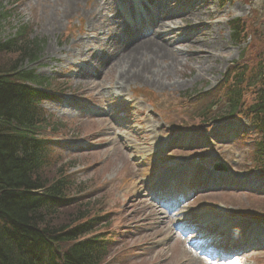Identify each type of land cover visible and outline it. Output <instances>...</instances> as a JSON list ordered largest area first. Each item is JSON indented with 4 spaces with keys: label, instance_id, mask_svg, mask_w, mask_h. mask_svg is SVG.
I'll return each mask as SVG.
<instances>
[{
    "label": "rangeland",
    "instance_id": "obj_1",
    "mask_svg": "<svg viewBox=\"0 0 264 264\" xmlns=\"http://www.w3.org/2000/svg\"><path fill=\"white\" fill-rule=\"evenodd\" d=\"M154 1L177 15L167 22L173 29L177 28L175 38L159 28L164 32L163 37L190 41L175 46V50L186 56H179L173 50L168 58L158 57L157 68L162 66L163 71L169 72L167 77L162 75L164 86L133 79L118 89L120 70L116 66L100 75L102 70L98 72L95 62L100 52H104L103 44L109 37L100 46L88 42L95 38V32L90 30L84 16L96 7L95 0L83 1L75 8L79 13L75 11L66 17L58 16L57 12L65 8L66 0H0V12L4 8L8 12L7 18L0 20V40L27 26L30 38L44 44L40 62L27 70H35L38 77L50 84L47 89L52 98L42 101L40 107L53 116L51 126L44 133L55 160L51 172L62 164L73 166L68 175L77 187L70 195L79 198L78 205L96 200L91 217L98 218L101 225L95 232L105 234L109 244L105 264H210L176 232L177 218H166L167 214L155 211L147 195V185L166 163L177 161L190 169L194 164L211 167L212 161L221 159L234 167L238 175L256 181L259 191L212 193L185 212L195 216L200 209L221 207L235 219L264 221V172L255 160L258 133L255 134L248 118L237 117L228 122L234 123L230 132L236 136L218 134L214 138L218 144H212V150L204 147L177 152L172 147L165 151V142H161L167 135H192L213 125L211 118L219 109L212 110L214 114L202 110L218 101L223 104L231 83L226 82L227 77L237 62L264 66V0H232L225 5L219 0ZM57 16L59 22L51 23ZM236 19L245 24L241 41L234 40L229 26ZM199 23L205 27L181 29ZM210 34L216 40L213 47L216 51L203 52L205 49L201 47L210 42ZM195 36L196 42L189 40ZM88 44L92 45V53L87 51ZM198 49L204 53L202 58L196 54ZM205 54L212 57L206 58ZM3 56L14 59L0 55ZM172 62L174 65L168 68ZM85 66L93 68L98 78H91ZM153 67L151 72L155 70ZM259 88L246 91V106L255 101ZM224 128L220 131L229 132ZM161 143L162 151L154 154L155 147L159 148ZM84 208L82 205L81 209ZM243 260L264 264V254L255 258L247 254Z\"/></svg>",
    "mask_w": 264,
    "mask_h": 264
},
{
    "label": "trees",
    "instance_id": "obj_2",
    "mask_svg": "<svg viewBox=\"0 0 264 264\" xmlns=\"http://www.w3.org/2000/svg\"><path fill=\"white\" fill-rule=\"evenodd\" d=\"M7 15L4 8L0 20ZM231 27L239 40L240 22ZM30 35L22 26L0 40V55L14 58L0 57V264H104L105 237L90 236L97 226L94 203L67 204L77 187L68 175L73 166L51 172L55 160L44 133L53 116L40 107L50 84L27 70L41 59L44 44ZM226 82L231 83L218 118L246 113L257 127L256 154L264 163V66L237 62ZM252 88H259L257 96L246 106L245 93ZM68 207L76 208L62 213Z\"/></svg>",
    "mask_w": 264,
    "mask_h": 264
},
{
    "label": "bare ground",
    "instance_id": "obj_3",
    "mask_svg": "<svg viewBox=\"0 0 264 264\" xmlns=\"http://www.w3.org/2000/svg\"><path fill=\"white\" fill-rule=\"evenodd\" d=\"M83 1H85L86 3L89 2V0H66L65 8L61 11H57L58 16L62 15L63 17H66L67 15L74 13L75 11L79 13V11L75 10V8L79 7L80 3H82ZM104 1H106V5H108V7H105L102 5V2ZM94 6L96 7L89 9L84 16H86L88 20V25L90 27V30L92 32H95V36L97 38L96 40H88V42H94L98 46H100L104 42L103 41L104 38L107 37L109 33L112 32V29H111L112 26L115 23H118L120 20H123V16L119 13H116V11H114L113 0H95ZM107 9L110 10L111 13L113 14V17L110 19L109 18L104 19L102 16V11H106ZM211 14H214V13H211ZM58 16L56 17V19L55 18L53 20L50 19L51 23H57V21L59 22ZM175 17L176 16L174 14H169L167 12L166 14L162 16V18L159 20V23H158L161 30L163 31L167 30L169 35L172 36L173 38H175L177 34V29L176 28L173 29L172 26H169L167 24V22L170 19H173ZM96 25H99V27L96 28L95 27ZM203 27H205V25L202 23H199L196 27H192L191 29H195V28L202 29ZM219 31H220V28H219ZM210 36H211L210 42L204 45V47H201L205 49L203 52H206L207 50L216 51V48H213L216 46L215 44L216 42H214L216 40L215 38H212L213 34H210ZM185 40L186 39H183L182 41L181 40H177V41L176 40H165V38L161 37L160 35H157V36L151 35L144 39L135 41L133 43L126 44L118 48L116 52L115 50L113 52H110L111 49H109L106 54L110 55V59L105 63L104 62L102 63L101 61H96V65L100 68L102 66V69H101L102 71L100 72V75L105 74V72L112 66H116L117 69L120 70L119 72L120 78L118 79V82H117L118 89H121L122 85L130 83L131 80L133 79L135 81L139 79L141 82L146 81L151 86L152 85L164 86V84L161 82V79L164 76L167 77L169 72L163 71L162 66H158L157 68L156 63L160 62L158 57L168 58L169 56H171V54H173V50H174L173 44H175L176 42L183 43V41ZM192 40L193 42H196L197 39L196 37H193ZM187 42H190V41H187ZM90 45L91 44H88V48H87L88 53L93 52L92 49L90 50L89 48ZM203 52L201 51V49H198L196 51V54L198 57L202 58L204 55ZM174 53L179 56L180 55L186 56L185 54L181 53V51L176 52L174 50ZM205 57H206V54H205ZM210 57H212V55L208 54L206 58H210ZM172 61H175V60L172 59ZM153 62L155 65L154 67L152 66ZM99 64L101 65L99 66ZM173 65H174V62H172V64H170L168 68L172 67ZM152 67L153 69H155L153 70V72H151ZM162 75L164 76L162 77ZM218 211L224 212L225 214V211L221 208L218 209ZM216 217L220 220H222V218H225L223 214H218V216ZM243 225H244L243 223L239 222L237 226L242 227ZM238 263H239V260L232 262V264H238Z\"/></svg>",
    "mask_w": 264,
    "mask_h": 264
}]
</instances>
